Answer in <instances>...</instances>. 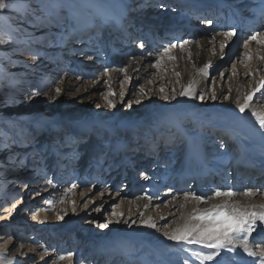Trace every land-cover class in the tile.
Here are the masks:
<instances>
[{
    "label": "rangeland",
    "instance_id": "obj_1",
    "mask_svg": "<svg viewBox=\"0 0 264 264\" xmlns=\"http://www.w3.org/2000/svg\"><path fill=\"white\" fill-rule=\"evenodd\" d=\"M124 1L127 2L126 0ZM124 1L122 2L124 3ZM139 1L141 0H128L126 6L120 8L125 10L128 15L131 14L132 10L136 14L142 11L139 15L140 18L151 10L149 13L153 14L154 17L147 18V20L158 19L160 10L149 7L147 4L150 0H146L148 2H144L141 7L137 3ZM158 1L160 2L162 0H157L156 2ZM194 2H197V0H194ZM194 2H191L190 6L187 5L189 4L188 0H184L182 3L176 1L169 3L164 0L162 3L165 5L164 12L165 10H169L168 13H166L167 15L176 13V16L179 15L182 18L188 15V12H190L191 8L194 6ZM113 4L116 6L118 5L117 3ZM209 7L210 5L196 9L194 14L188 18V22L191 24L196 22V27L200 29L197 33L199 35L195 37L193 45L194 50L197 52L201 49L199 45L200 41L205 39L210 40L213 36H219V34L224 33L222 30V23H224L223 18L226 17L227 11H221V8L219 10ZM173 8L176 10L173 11ZM27 10L31 12L30 8H27ZM184 10H186V12H184ZM202 12H204L203 15H201ZM206 12L208 13L207 17L205 16ZM67 13V9L60 8L58 13L54 11L55 15L45 19L44 23H36V26L30 25L34 24V22H30L32 20H28L27 18L24 22H21L23 27H18L19 30L26 27L25 30L30 33L28 34L29 38L34 39L30 46L33 49H35V44L39 42L36 38L40 35H44L42 41L43 45H41L42 49H36V53H33L35 56H49L52 51L50 47L57 42H60L62 47L64 46L63 50L66 52L62 50L55 59L44 63H42L41 60L38 61L33 58L24 59L23 62H26L32 69V74H30L28 79L22 78V71L14 69L15 61H11L9 63L10 65L1 71L0 93L4 92L6 94L5 97H0V112L4 109L5 105V99L3 98L11 99L10 102L15 105L16 111H21L23 109V112H25L26 105L23 104L29 101H21L19 99L20 97L18 98L19 95L26 93V87L23 92H18L19 89L23 87L22 82L24 81H27L26 86L28 90H34L36 87V89L44 91L43 82L47 75L37 78L39 65L43 64L48 67L50 75H53L55 79H59V82V75L64 72L65 69H68V71L74 75V84L69 89V92H67L65 96H62L65 107L58 110L60 119L58 129L53 130L46 128L42 132L41 128L37 127L32 132H30V130L25 132V126H23L21 129L12 132L13 129L10 124H0V134L5 136L4 142L2 140L0 145V160L3 152L14 151L15 148H17L16 150L20 149L22 152L25 150L27 151L25 155L21 154V156L19 154L16 156L17 161H15V163L22 158L20 161L21 168L19 167L17 173L18 179L13 180L6 177L7 173L5 174V168L7 162L0 166V179L2 178L4 180L2 187L6 189L4 196L6 200L3 204L6 203V208L9 210V213L0 215V217H3V219H0V237H3V239H0V253L5 252L8 245L9 249L14 251L22 243L25 245L26 249L34 250L35 255L33 256L32 264L33 261L35 264H45L46 261L49 262V264H105L103 259L109 252H113V254H118L120 256L129 252L133 257V264H143V261L152 264L155 254L162 256L169 264H182L183 257L187 254L178 251L177 249L180 245L167 240L164 236V232L182 225L184 219L187 218L193 208H199L203 211L214 205L223 204L225 201L213 203V199L209 198L208 200L210 202L202 204H197L195 201L185 202L183 200V194L191 192L195 186L198 185L196 184L197 182L193 181L192 176H190V178L188 177V180L186 179L187 181L181 188H178V190L181 189L180 192L176 189L177 191L172 195L171 192L174 191V189L166 187L168 182H165L164 184L166 185L161 186L154 196V199L160 201L154 203L150 209L152 216H154L152 217V221L155 218H160L162 215H167V218L161 220L156 229H149L144 226L138 227L137 223L130 221V214L135 211V208H133L132 205L123 208L120 202L122 197L131 194L133 191V182H135L136 185L138 184L136 179L131 180L128 177H122V172L124 170L127 174H135L136 167H132L131 165L130 168L127 167V163L131 162L133 158L132 156L127 157V154H129L135 146L136 149L133 150L132 153L140 154L143 147L138 144L141 140V133H145L150 137L154 133H169L173 139V143L166 146V148H163V145L156 142L152 153L145 154L144 152L137 164V166L140 165L144 168L148 167L153 160H155L154 164L151 166L152 169L156 166L157 162L164 157L166 160L171 159L168 169H173L180 164L183 159V154L178 152H181L179 149L183 148L182 146H184L187 136L190 135L189 138L193 141V133L195 132L193 128L192 130H185V132H183L184 135L181 136L175 133V130H177L174 121L175 118L178 119L177 123L180 127L188 126V124H186L183 119V114L172 110L171 105L174 104L175 100L165 101L163 99L165 95L171 96L173 89H175L177 98L181 87L180 78L184 75L189 79L190 75L193 74L192 67L190 66L191 63L188 62L186 54L181 59L184 65L183 71H177L174 68V64H172L173 62L168 58L169 53L172 51L186 50L185 44H183L184 40L176 38L174 40L173 37L171 38L163 32L159 35H151L150 38H148L146 30L150 25L144 24L147 27L138 26V30L135 31L136 38L132 41V43H134L132 46L137 48L140 42L144 43V47H146L144 50L145 56H149L146 58L147 60L144 64L145 68L148 69L147 73L134 82L133 77L128 74L129 72L127 70L129 67V60L125 58V62L120 63L117 55H115L117 59H115V61L111 56V52H106L105 58L109 62L108 68H106L108 73L103 81V87L96 90L90 86L98 82L100 79H98L99 74H95L87 80L79 79V76L87 72L85 66L86 59L91 57L94 52L91 50V45L85 48L79 46L82 44L77 43V41H75L74 45L72 40H68L74 36L75 32H81L82 25H87L88 17L86 14H84V16L74 17L73 14L70 13V17L67 18ZM160 16L162 15L160 14ZM114 18L117 17H110L113 25L117 26L118 29H122L124 24L114 23ZM218 18L222 19L219 21ZM96 19L97 18L94 17V19L91 20L94 22ZM12 20V18H9L10 22ZM209 20L212 21L211 24L204 22ZM101 21L103 22V20ZM256 23L257 19L252 21L253 25ZM103 24H105V22H103ZM263 24L264 23H258V25L261 26L258 31L252 29L248 31V33L243 30L236 33L237 35L234 38L233 46L227 53L224 62L214 73H208V79L211 82H208L205 86V93H203L205 98L201 100L198 98L199 95L195 98L194 108L190 113L191 117L201 122L206 121L207 123H211L209 130H207L206 127L200 128L201 133L206 134L205 138H209L205 145H202V149L200 148V152L207 162H209L208 166L210 170L212 169V163H210V161L213 160L214 156L220 154L224 147H226L225 151H228V154L234 159L238 157L247 159L244 154L249 152L248 147L245 151L240 149L238 147V145H240L238 144L240 140L239 137H236L234 140V137L229 134L230 131L239 133L242 138L252 133L261 137L259 129L249 130L250 128L246 123L242 124L241 130L234 128L239 122L230 111L209 109L207 106L212 104L210 102L213 94L212 81L214 80L215 87H225L226 92H229L239 81L240 76L235 75V70H237V66L239 65L242 68V73L252 72L253 74V78H251L250 75L246 76L244 79L245 81L242 86H245L244 89L247 91L246 94L245 91L244 93L242 92V96L237 99L240 102H243L245 95L251 91L249 87L250 82L264 79V67L256 71L254 70L255 67H258L261 61L264 60L257 58L258 56L264 57V44L256 43L250 45L252 41L250 37L253 34L257 32L264 33ZM49 25L57 27L61 31L60 34L49 31L47 27ZM97 29L98 32L95 31V38L99 32L98 38H101L106 30L101 31V29ZM64 31L65 33L70 32V34L66 39L59 41V35L61 36ZM219 37L221 38L220 45H225L227 43L226 41L230 42L232 39L224 36ZM148 39L151 40L148 41ZM98 42L101 47L104 46L102 40H98ZM70 45L71 47H69ZM171 45H175V47H171ZM77 46L78 49H74L77 50V53L75 51L74 55L72 53H67L68 49L71 48L72 50L73 48H77ZM115 48L117 47L113 44L112 52H115ZM165 48L169 49L167 55H164ZM24 51V48L21 46L16 49L12 56L13 60H20V57L24 55ZM204 51H206L208 56L213 52L215 56H219L224 50L221 49V46H218L216 52L211 47L204 49ZM79 54H81V56ZM249 56L251 57L250 59L248 58ZM157 59H163L165 66L163 67L159 64V67H151L150 65L155 64ZM61 61H63L62 64ZM58 64H60V68H58ZM75 67L76 70H74ZM121 69H126L127 71L124 72L121 71ZM207 70L208 69L205 68L203 71L200 70L199 73L204 75ZM177 73L179 75H177ZM221 74L223 75L221 76ZM126 76L131 79L126 80ZM76 78L78 81H76ZM51 88L52 90L49 88L51 99L48 105L54 108L58 102L53 87L51 86ZM161 88L164 89L163 93L160 91ZM141 89L147 94L141 95ZM109 90L114 93V95L108 97V100H111V102L115 104L114 108H110L108 102L105 100V96ZM122 92L124 93L123 98H121L120 95ZM41 96L43 97L44 95ZM256 97H260V94L256 95ZM256 97H254L255 102L250 104V111L251 113L256 111L258 114H264V97H260V99ZM136 100H140V103H135ZM43 101L46 102L47 97L43 98ZM236 101L233 108L237 109ZM97 105H99V107H97ZM129 105L131 106L129 107ZM117 107H119V116L121 118L125 117V119H128L136 117L137 120L134 122L140 123L135 125L136 127L134 129L126 130L122 128L112 131V133L109 128L96 125L95 123H91L94 126L91 130L86 128L76 130L72 126L77 118L93 114L98 116L96 120L98 124L107 123L118 109ZM26 109L28 110V108ZM20 132L24 133L25 137H27V135L29 136L26 138L27 143H13L16 136L18 134L20 135ZM105 132L106 134H104ZM69 133L70 136L72 135L70 139H68ZM18 141H21V139ZM262 141L264 142V138H262ZM221 145H223V147H221ZM16 154L17 153H14V155ZM86 154L87 158L85 157ZM69 155L70 157L72 156L71 158L69 157L70 161L64 163L69 159ZM123 155H126L124 160ZM148 156L149 159H146ZM56 158H59V160L57 161ZM100 160H105V163L99 166L93 164ZM249 162L251 161L249 160ZM41 165L44 166L45 169L42 177L45 178V183L42 185L41 181L43 180L38 181L36 179L37 176L27 181V174H32V171H29L28 168L34 167L37 169ZM17 169L18 167L15 168V171ZM229 169L230 168L227 166H222L218 174H221L223 171L226 173L231 172V177L233 179L234 175ZM143 172L144 171H140L139 173ZM3 175L5 176L4 178L2 177ZM202 179H200V182ZM33 180L35 181L33 182ZM26 181L28 185L33 182L30 186L36 183L34 186L35 188H31L28 193H26L28 188L24 190L21 183H26ZM73 184L77 185V187L73 188ZM170 184H174L175 186L176 182L171 181ZM201 184L203 185V182L200 183V185ZM193 185L195 186L192 187ZM253 188L254 187H252V189ZM70 189L71 191H69ZM170 189L171 191H169ZM195 189L198 188L196 187ZM253 190H255V188ZM263 190L264 184L259 186L257 196H254L253 199L248 198L249 196H240V203L238 202V197L235 202L230 200L229 203L238 205L241 208L262 211L264 209H261L259 207L260 205H255L254 202H256V200L264 202ZM36 193H39V195H36ZM12 194H19L23 197L22 202L17 203L15 207H13V201L10 199ZM173 196L176 197L175 200H173ZM164 197L168 198L164 199ZM206 197H210V195H206ZM28 202H34V204H31V211L36 212L37 215L41 213V215L45 216V220L42 223L44 229L41 231L37 229L38 222H35L32 218L26 217V222L20 220L21 215L27 211L23 209V206ZM168 202H171V205L174 207H165V203ZM181 203L185 204L184 208L178 207ZM246 204H248V206L243 207ZM19 205L21 208L16 212V208ZM170 211H172L173 214L170 215ZM113 212L123 213L124 215L122 217L118 215L114 216ZM65 213L66 215H64ZM58 215H64V219L58 220ZM29 216H31V214ZM4 220L9 221L7 226H3ZM118 220L120 221L119 223H117ZM125 220H128L127 224L124 223ZM109 221H111V223H108ZM102 223H108V228H100L99 225ZM20 228L25 231L24 236L27 235V237L22 238L21 235H19ZM134 229L136 231H134ZM255 235L256 234L253 233V236ZM61 239L64 240L63 243L60 242ZM257 239L259 240L261 238L258 237ZM147 245L152 247V250H150ZM61 256H63L64 259H60ZM23 258L24 254H19L18 260L22 261ZM252 259L253 258L246 255H242V258H238L234 253H228L223 262L227 264H245V262Z\"/></svg>",
    "mask_w": 264,
    "mask_h": 264
},
{
    "label": "bare ground",
    "instance_id": "obj_2",
    "mask_svg": "<svg viewBox=\"0 0 264 264\" xmlns=\"http://www.w3.org/2000/svg\"><path fill=\"white\" fill-rule=\"evenodd\" d=\"M124 0H11L12 7L7 9H0V39L4 41V43H0V79L2 78L1 71L9 66L11 61H15V67L17 71H22V78L28 79L30 74H32V69L26 62H23L26 58H33L35 60H38L42 63L48 62L50 60L55 59L60 52H62L64 46L60 45V42H57L55 45L51 46V53L49 56H35L33 53H36V49H42L43 45V38L44 35H40L38 38H36L37 42L35 44V49L30 47L34 41V39L29 38L30 33L25 30V28L18 29V27H23L21 22H24L25 19L28 18V20H32L30 22L36 23H44V20L47 18H50V16H54V11L56 13L59 12L60 8L67 9V18L70 17V13L73 14V16H84V14L87 15V25H82L81 32H78L74 34L73 37L68 39L69 41L72 40L73 44L75 45V41L77 43L82 44L79 45L81 47H88L91 45V50L94 51L92 56L86 59V68L87 72H85L84 75L79 76V79H89L93 77L95 74H99L98 82L90 86L93 89H101L103 87V81L106 78V74L108 71H106V68H108V61L105 58L106 52H111V56L115 60V55L118 56V60L120 63L125 62V58L129 60L128 64V74L133 77V81L142 78L147 73V68H145L144 64L146 62V58L149 56H145V49L146 47H137L134 48L132 46V41L135 40L136 32L138 29V26L147 27L144 24H149L150 27H147V37L150 38L151 35L157 34L159 35L161 32L166 34L169 37H173V39H181L185 41H188V43L184 46L186 47V50H180V51H172L169 53L168 56L175 57V59H170L172 64H174V68L177 71H183L184 65L181 62V59L186 54L188 62H190V66L192 67L193 74L190 75L189 79H187L184 75L180 78V91L183 88H187L189 85L192 86L193 90L197 94H203L205 93V86L208 82H210L208 73H214L218 67L224 62L225 57L231 47L233 46V41L235 36L232 37L231 41H224L225 49L224 51L219 54V56H215L214 52L210 54L209 56L206 54V51L204 49L211 47L215 52L216 48L218 46L220 47V41L221 38L219 36H224V33L230 30H234L236 33L241 32L242 30L247 32L254 30H259L261 26L258 25V23H264V0H197V2H194V0H188L187 4L190 6L191 2H194L193 8H191V11L188 12V15L184 17H180L179 15L176 16V13L167 15L169 10H165L160 8V5L163 4L162 1L157 0H150L148 1H139L137 2L140 7L143 5L144 2H148L147 5L151 8H155L159 11L158 19L154 20H147V18L154 17L153 14H150L151 10L146 12L143 17H139V14L131 11V14L128 15L125 10L121 9L120 7H125L127 2ZM155 1V2H154ZM169 3H172L173 1L182 3L184 0H165ZM187 1V0H186ZM6 3L9 2V0H5ZM113 3H117L118 5H114ZM80 4V5H79ZM209 8L213 9H219L221 8V11H227L226 17L223 18L224 23H222V30L223 34H219V36H213L214 39H205L199 42V45L201 49L199 51L194 50V39L199 34H197L200 29L197 28L196 22L191 24L188 22L189 16L194 14L196 9L198 8H204V6H209ZM182 6V5H181ZM139 7V9H140ZM27 8L31 9V12L27 10ZM208 8V9H209ZM17 9H20V11H17ZM137 9V10H139ZM211 11V10H210ZM186 12V10H184ZM155 13V12H154ZM182 13V12H181ZM160 14L162 16H160ZM204 12H202L201 15H203ZM175 15V16H174ZM208 13L206 12V17ZM117 17L114 18V23L117 22V24H124L122 29H118L117 26H114L113 23L110 20V17ZM96 17L97 19L93 22L91 19H94ZM220 17V16H219ZM9 18H12L13 20L10 22ZM222 18H218L220 21ZM249 19V20H247ZM257 19L256 24H252V21ZM105 24H103V22ZM182 20V21H181ZM106 25V26H104ZM264 25V24H263ZM36 26V25H35ZM38 26V25H37ZM165 26V27H164ZM48 30L55 34H60V30L57 27L54 26H47ZM101 29V31L106 30L104 32V35L101 38H98L99 33L97 34V37L95 38L96 32H98V29ZM104 28V29H102ZM21 31V32H19ZM96 31V32H95ZM19 32V33H18ZM244 32V33H245ZM70 34V32L65 33V31L59 35V41L62 39H66L67 36ZM69 38V37H68ZM98 40H102L103 47L99 45ZM151 39H148V41ZM251 41V40H250ZM249 41V42H250ZM68 42V41H67ZM113 44H115V52H112ZM198 44V43H197ZM256 44L255 41H251L250 45ZM24 48V55L20 57V60H13L12 56L14 55V52L19 47ZM215 46V47H214ZM255 46V45H254ZM71 47V45L69 46ZM76 47V46H75ZM78 49L73 48L71 50L68 49L67 53H72L73 55ZM119 51H118V50ZM75 51V52H74ZM118 51V52H117ZM63 52H66L63 50ZM77 53V52H76ZM142 53V55H141ZM81 56V54H79ZM221 56H224V59H221ZM145 57V58H144ZM160 58V57H159ZM156 59V58H155ZM117 60V59H116ZM115 60V61H116ZM63 61H61L62 64ZM184 63V62H183ZM160 64L164 67L163 59L160 60ZM12 65V64H11ZM48 65V64H47ZM58 68H60V64H58ZM206 65H209L210 67H207L206 74L202 75L200 70L205 69ZM63 66V65H62ZM217 67V68H216ZM264 67V60L261 61L258 67H255V71L259 70L260 68ZM38 74L37 78L45 76V80L43 82V93L44 96L41 95L38 97L36 96L31 101L24 103L23 105H26L25 112H23V109L21 111H16L15 105L10 102L11 99H5V105L4 109L0 112V124H10L12 126V132H15L19 129H21L23 126H25V132L30 130V132L34 131L37 127H40L42 132L46 128L50 129H58L60 119L58 116V110L60 108L65 107V103L62 100V96H65L67 92H69V89L73 86L74 82V75L68 71V69H65L64 72H62L60 76V82L59 79H55L53 75H50V71L48 72V67L42 65H39L38 67ZM56 69V68H55ZM76 70V67L74 68ZM242 68L241 66H237V70H235V75H239V81L236 83L234 87L229 92H226L225 87H215L214 80L212 81L213 86V93L216 94L217 99L211 100L209 109H220V110H228L232 113L233 116H235L238 119L239 124H236L234 128H238L241 130V127L243 126V123H246V125L250 128L249 130H256L259 129L258 123H256L255 118L251 117V111L250 107L246 109V114H241L238 110V108H233V105L235 101L242 96V92L246 94V91L244 89L245 86H242L244 83V79L246 76H250V72H241ZM251 78H253V74L251 72ZM77 79V78H76ZM75 79V80H76ZM78 81V79L76 80ZM59 82V83H58ZM259 81L256 80L255 82H250L249 87L252 91L256 84ZM34 83V81H33ZM36 83V82H35ZM23 87L19 89V93L23 92L26 87V93L30 90H28L27 81L22 82ZM51 86L53 87V90L56 87H60L62 89L60 95H55L57 97V105L54 108L49 107L48 102L51 99L49 91L52 90ZM50 88V90H49ZM34 89V88H33ZM36 90V87L35 89ZM264 90V89H262ZM179 91V93H180ZM55 92V91H54ZM250 92V91H249ZM25 93V94H26ZM53 93V92H52ZM4 92L0 93V97H5ZM25 94L19 95L18 98L21 101L26 100ZM257 93L256 95H258ZM198 96V95H197ZM227 96L228 99H224V97ZM246 96V95H245ZM38 97V98H37ZM47 97V101L44 102L43 98ZM199 98V97H198ZM244 99V98H243ZM194 102L195 99L189 98V97H181L179 94L177 98L174 101V104L171 105L172 110L177 111L180 114H183V119L185 120L186 124L188 126H181L177 123L178 119H174L176 123L175 133H178L180 136L184 135L183 132L185 130H192V128L195 130L193 133V141H191L190 135L187 136L186 142L184 146H182L181 152L183 154V159L180 164L175 166L173 169H168L170 166L169 160H166L164 157L157 162L156 166L151 169V166L154 164L155 160L146 168L141 167L140 165L137 166L139 163V158L142 157L143 153L145 154L152 153V150H154V146L156 145V142H159L160 145H163V148H166V146L173 143V139L171 138V135L168 134H157L154 133L151 137L149 135H146L145 133H141V140L139 141V145H142V149L140 154L132 153L133 150L136 149L133 148L128 156H132L131 162L127 163V167L130 168V165L132 167H136L135 174H127L124 170L122 172V177H128L129 179L133 180L136 179L137 185L134 183V188L131 194H127L125 197L121 198L120 205L123 208H126V206L132 205L133 208H135V211L130 214V221H134V223H137L138 227H143L141 224V216L140 214L143 213V219L151 218L152 220V213L150 212V209L152 208V205L154 203L159 202L160 200L154 199V196L158 192L161 186H164L165 182H168V185L166 187L174 189V191L171 192V195L178 190V188H181L182 185L188 180V177L192 176L193 181L197 182V186H195L198 189H191V192L197 193L198 195L206 197V195H210V197L213 195L214 190H227L232 189L237 194L231 198L232 202L236 201V198L238 197V202H241L240 196H244L243 192L248 189H252V187L255 188V194L252 196H249L248 198L253 199L254 196H257V190L259 186H262L264 184V142L262 141V138L254 133L245 135V138H242V136L239 133H234L233 131H230L229 134L234 137V140L236 137H239V143L238 147L242 149L243 151L246 150L248 147L249 152L244 154L243 157H238L237 159H234L231 155H229L228 151L226 150V147H224L222 152L220 154H217L213 157V160L210 161L212 163L211 170L208 166L209 162L203 157V154L200 152L202 149V145H205V143L208 141L209 138H205L206 134L201 133L200 128L206 127L207 130L211 127V123H207L206 121L201 122L198 119L191 117V112L194 108ZM209 102V101H208ZM51 106V105H50ZM118 108V109H117ZM114 115L109 119L107 123L98 124L97 118L98 116L93 115H85L81 116L80 118L76 119V122L73 123L74 129H80V128H86L88 130H91L94 126L91 123H95L99 126L107 127L112 131H115L117 129H134L140 122H134L136 121V117H131L128 119L121 118L119 116V107H117ZM100 123V122H99ZM205 123V124H204ZM97 126V127H99ZM88 127V128H87ZM199 130V131H198ZM234 130V129H233ZM22 132V131H21ZM18 134L15 138V141L23 140L28 138L29 136L25 137L24 133ZM233 132V133H232ZM68 134V133H67ZM66 134V135H67ZM106 134V132L104 133ZM167 136V137H166ZM229 136V135H228ZM72 135L68 139H70ZM153 137V139H152ZM151 139V140H150ZM4 142L5 136L0 134V145L1 142ZM161 142V143H160ZM250 143V144H249ZM201 148V149H200ZM10 152H3L1 154V160H0V166L7 162L6 168H5V174L7 173L6 177H9L10 179H18L17 173L19 170V167L21 168V160L17 163H15L16 156L17 155H25L27 154V151L25 150L22 152L20 149ZM103 150V149H102ZM14 153H17L14 155ZM21 155V156H22ZM135 156V157H134ZM70 155L68 156V158ZM72 157V156H71ZM70 157V158H71ZM87 158V154L85 156ZM70 158L64 162L67 163L70 161ZM126 158V155H123V160ZM149 159V156L148 158ZM252 162H249V160ZM58 161L59 158H56ZM150 161V160H149ZM105 160H100L99 162H94L93 164L95 166H99L101 164H104ZM251 163V164H250ZM229 167L230 171H232L234 177L232 179L231 172L226 173L225 171L221 172V174H218L219 169L221 167L225 166ZM180 166V167H178ZM249 166V167H247ZM18 167V169L15 171V168ZM173 167V166H172ZM29 171H32L31 175L27 174V181L30 180L32 177H36L38 181H41L42 185L45 183V178L43 177V174L45 172L44 166H39L37 169L34 167L28 168ZM35 169V170H34ZM56 169V168H55ZM151 169V170H150ZM24 171V170H23ZM140 171H144L143 173L148 177L147 179H144L139 173ZM34 174V175H33ZM191 174V175H190ZM218 175V176H217ZM30 176V177H29ZM241 176V177H240ZM5 177L4 175L2 176ZM41 178V179H39ZM203 178V179H202ZM226 178V179H225ZM187 179V180H186ZM200 179L201 182H200ZM26 181V183H27ZM35 180H33L34 182ZM171 181H175L176 185L170 184ZM192 181V182H193ZM4 180L0 179V204H3L6 200L5 196V190L4 187H2ZM33 182L30 183L33 184ZM203 182V185L200 183ZM28 184V183H27ZM36 184V183H35ZM34 185L28 187L27 192L31 188H35ZM193 184V183H192ZM15 187V186H14ZM13 187V188H14ZM253 188V189H254ZM24 190L26 188H23ZM177 189V190H176ZM181 189L178 191L180 192ZM25 193V194H26ZM169 193V192H168ZM264 193V190H263ZM153 197L152 199H147L145 197L148 196ZM264 195V194H263ZM166 196V195H165ZM32 197V196H31ZM30 197V199H31ZM140 197V198H138ZM168 197H164V199H167ZM163 199V200H164ZM206 199V202H210ZM213 199V198H212ZM225 197H216L212 200L213 203H220L222 201H225ZM243 200V199H242ZM34 204V202H28L27 204H24L23 209H26L27 211L21 215V221H25L27 218H32L35 220V222H38L37 229L41 231L44 229L42 227V223L45 220V216L36 214V212L31 211V204ZM205 203V202H204ZM202 204V203H201ZM255 205H262L264 202L256 200L254 202ZM248 206V204L244 205L243 207ZM20 205L16 208V212L20 209ZM9 213V210L7 208L3 209V211H0V215ZM31 214V216L29 215ZM163 217L167 218V215H162ZM161 216V217H162ZM27 217V218H26ZM154 219L153 222L158 225L161 220L164 219ZM7 218V216H6ZM8 219V218H7ZM128 219V218H127ZM9 223L8 220H4L3 226H7ZM137 227V228H138ZM23 228V227H22ZM20 228L19 235L21 237H27L24 236L25 231ZM136 228V230H137ZM134 229V231H136ZM113 233V230H112ZM61 243L64 242V240H60ZM59 242V243H60ZM147 247L152 250V247L147 245ZM128 250V249H127ZM21 251L24 253V258L22 262L24 264H32L34 250H28V248H25V245L22 243L19 245V247L12 251V249H9V245L7 246V250L5 252L0 253V258H4L6 261H10L11 264H16L19 254ZM11 252V253H10ZM29 257L32 259L30 260ZM225 259V258H224ZM258 259V258H257ZM103 262L105 264H133V257L129 252L124 253L122 256L118 254H113V252H109L105 258L103 259ZM183 264V262H181ZM143 264H149L146 261H143ZM152 264H169L166 262L162 256L159 254H155V257L153 258ZM223 264H227L226 262H223Z\"/></svg>",
    "mask_w": 264,
    "mask_h": 264
},
{
    "label": "snow or ice",
    "instance_id": "obj_3",
    "mask_svg": "<svg viewBox=\"0 0 264 264\" xmlns=\"http://www.w3.org/2000/svg\"><path fill=\"white\" fill-rule=\"evenodd\" d=\"M10 7H12L11 0H9L8 3H6L5 0H0V9H7ZM160 8L164 9L165 5L161 4ZM172 10L175 11L176 9L173 8ZM17 11H20V9H17ZM204 22L208 24L212 23L210 20ZM224 35L226 38L231 39L236 35V32L234 30H230L225 32ZM250 39L255 41L257 44H264V33L257 32L256 34H253ZM0 43H4V41L0 39ZM184 43H188V41H185ZM139 47L143 48L144 43L140 42ZM171 47H175V45H171ZM224 48L225 45L221 44V49ZM168 52L169 49L165 48L164 55H167ZM168 58L175 59V57L172 56H168ZM248 58L250 59L251 57L249 56ZM257 58L264 59V57L259 56ZM221 59H224V56H221ZM159 64L160 59H157V62L150 66L159 67ZM205 67L207 68L210 66L206 65ZM121 71L126 72L127 70L121 69ZM177 75L179 74L177 73ZM222 75L223 74H221V76ZM249 75H251V72ZM125 79L129 80L131 78L126 76ZM262 89H264V79H261L256 84L254 89L244 97L243 102H240L239 100L236 101L238 110L241 114H246V109L250 107L251 103L255 102L254 97H256L257 93L260 94V97H264V91H262ZM54 91L56 95H60L62 89L60 87H56ZM160 91L163 93L164 89L161 88ZM44 94L45 93H43L41 89H30L25 94V99L27 101H31L36 96ZM146 94L147 93L141 89V95ZM112 95H114V93L109 90L105 96V100L108 102V106L110 108L115 107V104L112 103L111 100H108V97ZM120 95L121 98H123L124 93L122 92ZM179 95L181 97H189L192 99H195L197 95H199V99L201 100L205 98L202 93H195L191 85H189L187 88H183ZM260 97L256 98L260 99ZM163 99L165 101L175 100V89L172 90L171 96L165 95ZM211 99H217L215 93L212 94ZM224 99H228V97L225 96ZM135 103L139 104L140 100H136ZM130 106L131 105H129V107ZM97 107H99V105H97ZM251 117L255 118L256 123L259 125L260 135L262 138H264V114H258L256 111H253L251 113ZM13 143H27V140L23 139L21 141H13ZM221 147H223V145H221ZM140 175L144 179L148 178L144 173H141ZM21 183L23 188L29 187L27 183ZM75 187H77V185L73 184V188ZM69 191H71V189ZM169 191H171V189ZM236 194L237 193L230 188L223 191L216 189L214 190V193L211 197H204L194 192H186L183 194V200L185 202L195 201L197 204L206 202L207 198H226L223 204L214 205L211 208L205 209L203 211H201L199 208H193L188 214L187 218L184 219V223L182 225L172 228L170 231L164 232V236L167 240L173 241L175 244L180 245V247L177 249L178 251L187 254L183 257V264H223V260L228 253H234L238 258H242V255L253 258L252 260L245 262V264H264V210L254 211L229 203L231 198ZM254 194L255 190L253 189H248L243 192L244 196H252ZM36 195H39V193H36ZM145 198L152 199L153 197L149 195ZM10 199L13 201V207H15L17 203L22 202L23 197L19 194H12ZM175 199L176 197L173 196V200ZM164 206L174 207L171 205V202L165 203ZM6 207V203L0 204V210H3ZM178 207L184 208L185 204L181 203L178 205ZM259 207L264 209V205H260ZM169 214H173L172 211H170ZM64 215H66V213ZM64 215H58L57 219L63 220ZM113 215L122 217L124 214L113 212ZM140 216L142 218V226L149 229L157 228L156 223L153 222L151 218L143 219V213H141ZM0 219H3V217H0ZM161 219H165V217L162 216ZM119 222L120 221L118 220L117 223ZM108 223H111V221ZM108 223H102L99 225V227L108 228ZM124 223L127 224L128 220H125ZM253 233L256 235L253 236ZM258 237L261 239L258 240ZM0 239H3V237H0ZM20 254L23 255L24 253L21 251ZM29 259L31 260L32 258L29 257ZM60 259H64V257L61 256ZM0 264H11V262L6 261L4 258H0ZM17 264H24V262L18 260ZM33 264H35L34 261ZM45 264H49V262L46 261Z\"/></svg>",
    "mask_w": 264,
    "mask_h": 264
}]
</instances>
